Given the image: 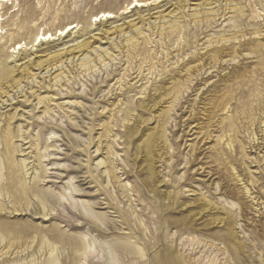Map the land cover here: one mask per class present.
I'll return each instance as SVG.
<instances>
[{
    "label": "rangeland",
    "instance_id": "obj_1",
    "mask_svg": "<svg viewBox=\"0 0 264 264\" xmlns=\"http://www.w3.org/2000/svg\"><path fill=\"white\" fill-rule=\"evenodd\" d=\"M131 1L14 0L4 16L0 264H264V1L235 37L228 2L202 33L189 0L171 36L151 18L19 65L37 30L82 34Z\"/></svg>",
    "mask_w": 264,
    "mask_h": 264
},
{
    "label": "bare ground",
    "instance_id": "obj_2",
    "mask_svg": "<svg viewBox=\"0 0 264 264\" xmlns=\"http://www.w3.org/2000/svg\"><path fill=\"white\" fill-rule=\"evenodd\" d=\"M188 1L189 0H152V1H150V0H132L125 7V9H123V11H121L119 13H117V12L114 13L113 11H100V12L96 13L95 15H91L89 20L88 19L84 20L85 26H82V29L84 28V32L82 34H78L77 32H79V31H77V32L74 31V29L78 27V23H76V24L75 23H68L67 25L60 28V31L57 35H56L57 30L54 33H51L48 30L47 31L43 30L42 32H39L37 30L33 34L32 40L30 41L31 47L27 48L28 50L26 51V53L25 54L23 53V55L21 57H19L18 61H21L19 65L27 64L37 57H47V59H49V57H53V56L57 57L56 55L59 56L63 52L66 53V52L70 51V49H73V48H74V50H76L75 48L78 49V47H80L82 45V42L86 39L85 37L88 35L89 36H92L94 34H102L103 35L104 33H106V35H107V34H110L113 32L120 31L123 28H128L129 26L134 27L138 23H145L147 21L149 22V20L151 18H155L156 20H158V21H156V23L160 22V20H162L164 22V24L161 23V25H159L160 24L159 23L158 24L159 26H156V25H155L156 27L154 26V28H160L162 31L164 30L163 32L160 31L159 34H165L164 36H171L174 32H176V30H180V28H182L183 25L182 24L177 25L174 20L167 23L164 21V18L167 16H170V14L172 12L179 11V13H180V12L184 11L185 7H187L189 4ZM194 1L195 2H192L190 4H196V6L200 7V9H198V10L194 11V13L190 14V16H191L190 21L191 20L192 21L205 20L204 25L200 27L201 32H202L203 28L210 27V25L216 21V16L220 15V17H221V16H225L228 13V12H226V8H224V9L222 8V11L219 12V10L221 9V3L222 2H224V4H226L228 2V9L231 8V12L234 14L235 17L238 18L235 21L236 23H233L232 25H230V28H233V29H230V32H228L229 30H227L228 35H230L231 37H235L239 31H242L241 28L240 29H236V28L239 26H242L241 24H243L242 22H243L244 18L246 17V16L244 17L245 8H246V4H245L246 0H194ZM261 1H264V0H261ZM237 4H239L240 6L237 7ZM15 6L16 5L14 3V0H0V22H1L0 23V33H1V31H3L1 24L5 20L4 16H6L9 13H12V16H14L15 15L14 14ZM165 6H168V7L173 6V7L170 11H168L167 13H164L166 8H167L166 7L165 9H163V7H165ZM202 8H203V10H202ZM251 13L256 14L255 10L251 11ZM93 17L95 18V21H94L95 23H92V21H91V19ZM180 17H184V15H181ZM128 18H130V19L127 20ZM208 20H209V23L207 24ZM119 21H120V23H119ZM166 21H167V19H166ZM154 22H155V20H154ZM65 27H67V30H66V32H63ZM148 28H153V26L148 27ZM253 28H257V26H255ZM257 31H259V30L256 29L252 33H257ZM83 36H85V37L82 38ZM189 36H190V33H189ZM196 36H197V33L194 32L193 38L195 41H196ZM97 37H98V35H97ZM190 39L191 38L189 37L186 41L189 42ZM69 43H72V44H69ZM196 43L198 44L197 41H196ZM16 45H17L18 50H21L23 47L24 48L26 47V45L24 46V43H22L20 41V42L13 44L12 50L8 51V52H13L15 50ZM60 45H62V47L57 48ZM196 46L197 45L195 44L194 47H196ZM32 47H34V48H32ZM224 47L225 46L223 44L217 45V46H214L212 48L211 54L204 53V55L208 54L206 57V60L209 59V60L217 61L218 60L217 57L219 56V53L223 52ZM37 52L39 53L38 55L36 54ZM209 52H210V50H209ZM5 55H8V53L6 52ZM67 55H69V54H67ZM202 58L203 57H201V60H202Z\"/></svg>",
    "mask_w": 264,
    "mask_h": 264
}]
</instances>
